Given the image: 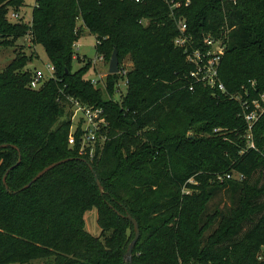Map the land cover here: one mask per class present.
Segmentation results:
<instances>
[{
	"label": "trees",
	"instance_id": "16d2710c",
	"mask_svg": "<svg viewBox=\"0 0 264 264\" xmlns=\"http://www.w3.org/2000/svg\"><path fill=\"white\" fill-rule=\"evenodd\" d=\"M172 1L182 7L172 10ZM187 1L41 0L31 23H13L9 13H22L26 0H0V48L29 37L55 68L54 79L32 89L35 55L21 46L0 73V146H10L0 150V264H126L135 238L127 215L141 230L133 264H264V183L256 177L264 172V114L252 149L243 106L231 98L251 104L264 93V0H191L185 7ZM179 18L196 46L228 23L219 69L225 93L191 78L194 67L174 44ZM86 30L96 37L98 57L109 62L117 50L120 64L132 63L125 77L107 78L108 99L86 78L91 60L73 68ZM121 79L127 92L117 99ZM71 99L103 109L109 123L93 160L79 153ZM13 146L22 163L10 172L7 191L6 173L19 162ZM225 189L233 207L211 211ZM94 209L100 237L86 230Z\"/></svg>",
	"mask_w": 264,
	"mask_h": 264
},
{
	"label": "built area",
	"instance_id": "2783aa9c",
	"mask_svg": "<svg viewBox=\"0 0 264 264\" xmlns=\"http://www.w3.org/2000/svg\"><path fill=\"white\" fill-rule=\"evenodd\" d=\"M39 1L41 0H35L33 9L38 6ZM135 2L140 3L141 0H135ZM190 3L191 0H188L184 6L189 7ZM181 7V3L174 1L171 2L172 10L175 11ZM8 18L10 22L17 23L24 18L26 19V16L23 13L11 11ZM26 20L31 23L32 17ZM178 29L179 35L175 39L174 44L176 47L184 50L187 56V62L194 67L191 72V78H193L194 82L197 84H202L208 88L217 89L218 91L225 93L226 89L220 80L219 69L230 40L231 30L228 27V23L220 36L210 35L204 37L203 41L198 46L195 45L193 35L189 34L188 25L183 18L178 19ZM26 39L27 41H30L29 37ZM76 48L77 44L75 45V51ZM76 57L79 58V56L76 55L74 59H76ZM98 59L99 62L105 61L104 57H99ZM120 72L125 77L128 70L124 69ZM54 77L55 68L51 63L46 65L45 70L35 69L31 82V88L37 90L41 88L43 83L54 79ZM92 83L94 85L97 84L94 81H92ZM193 88L194 86L191 87V90H193ZM258 97L259 98L257 99H253L251 104H249V101L242 102V98L240 96H231L232 99L241 102L243 106L244 118L248 125L247 136L248 139L251 140L250 148L252 149L255 148L252 141L253 128L264 114V93L259 94ZM70 102L72 103L74 109V122L75 117L78 118V115H80V120L76 122V130L73 132V134H76L79 129L81 130L79 136V153L82 157H87L90 160H93L100 155L103 145L107 141L105 130L108 128L109 123L105 117L103 109L89 107L74 99H71ZM71 144L72 146L76 144L75 136H72ZM231 178V175L227 176V179ZM242 179L243 177L239 176V180Z\"/></svg>",
	"mask_w": 264,
	"mask_h": 264
},
{
	"label": "rangeland",
	"instance_id": "374dc122",
	"mask_svg": "<svg viewBox=\"0 0 264 264\" xmlns=\"http://www.w3.org/2000/svg\"><path fill=\"white\" fill-rule=\"evenodd\" d=\"M35 4V0H26V7L23 10V14L26 16V19H30L32 17L33 7ZM81 26V23H79ZM97 40L96 37L91 35L87 30L84 32L83 37L78 41L76 53L80 57V60L76 57L73 61L74 71L79 70L83 67L84 59L91 60L93 62V67L90 69L89 73L86 75V78L96 82V87L104 91L105 99H108V95L105 92L107 78L110 76L109 67L110 61L99 62V57L97 55L96 50ZM21 46L23 47V51L27 54L34 53L35 59L33 63L29 65V69H41L45 70L46 65L49 63L46 52L42 46H33L30 41L27 39H20L15 47L11 48H0V73L5 71V69L13 62L16 58L17 52L21 51ZM83 60V63H82ZM125 69L130 71L132 69V63L129 59H125L120 64V70ZM127 80L121 79L119 81V89L121 93L116 95L117 99H120V96L125 95L127 92ZM80 120V115L78 118L75 117V122L73 126V132L76 130V122ZM257 178H261V182L264 183V172L262 175H257ZM235 179H239V176L234 177ZM232 193L225 189L219 192L214 199V201L210 204V210L215 211L217 208L222 210L223 212L229 211L234 205L235 198L231 195ZM86 222V230L93 237H100L102 234L101 228L98 224V211L96 209L89 211L85 216ZM249 225L246 226V229ZM50 261L37 260L33 261L30 264H48ZM52 262V261H51Z\"/></svg>",
	"mask_w": 264,
	"mask_h": 264
},
{
	"label": "water",
	"instance_id": "95a60500",
	"mask_svg": "<svg viewBox=\"0 0 264 264\" xmlns=\"http://www.w3.org/2000/svg\"><path fill=\"white\" fill-rule=\"evenodd\" d=\"M119 73H120L119 53H118L117 50H115L114 53L112 54V57H111V60H110L109 74L110 75H117ZM9 147H10L9 145H2V146H0V150L1 149H7ZM13 148L16 149L19 152V162L17 163V165H15L11 169H9V171L6 173V176L4 178L3 183H4V186L7 189V191H10L9 187H8V184H7V178L9 176L10 172H12L14 169H16L22 163V155H21L20 150L17 147H14V146H13ZM83 161L85 163H87L89 165L90 169L92 170V172L94 174V177H95V182H96L97 186L99 187L101 194L103 195L104 194V187L102 186L99 178L97 177L94 168L92 167L91 164L88 163V161H86V160H83ZM66 162H68V161L67 160L66 161H60V162L54 163V164L46 167L29 184H27L23 189H21L18 192H15L14 194H18L20 192H23V191H26V190L30 189L36 182H38L40 179H42L46 174H48L49 172H51L52 170H54L55 168H57L58 166L66 163ZM126 217L134 226L135 238L130 243V245L128 247V250H127V253H126L125 257H124V260H125L126 264H133V262H132L133 251H134L135 246L137 245V243H138V241H139V239L141 237V230H140L139 223L133 217H131L130 215H127Z\"/></svg>",
	"mask_w": 264,
	"mask_h": 264
}]
</instances>
